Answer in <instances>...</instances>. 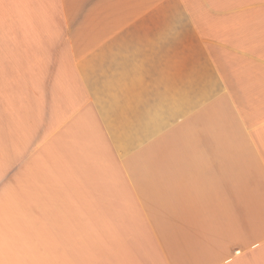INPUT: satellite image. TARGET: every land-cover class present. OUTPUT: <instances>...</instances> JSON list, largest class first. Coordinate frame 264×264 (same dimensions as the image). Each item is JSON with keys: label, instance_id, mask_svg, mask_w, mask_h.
Instances as JSON below:
<instances>
[{"label": "crops", "instance_id": "1", "mask_svg": "<svg viewBox=\"0 0 264 264\" xmlns=\"http://www.w3.org/2000/svg\"><path fill=\"white\" fill-rule=\"evenodd\" d=\"M42 255L264 264V0H0V264Z\"/></svg>", "mask_w": 264, "mask_h": 264}, {"label": "rangeland", "instance_id": "2", "mask_svg": "<svg viewBox=\"0 0 264 264\" xmlns=\"http://www.w3.org/2000/svg\"><path fill=\"white\" fill-rule=\"evenodd\" d=\"M27 38L29 39V40H33V35H31V34H27ZM40 38V37H39ZM50 245H52V244H50ZM75 249V248H74ZM55 254H57V252H56V249H55V251H54V253H53V256L55 255ZM44 255V254H43ZM43 255L41 256V258H40V264H49L50 263V261H49V258H46V257H43ZM103 255V254H102ZM62 258L63 257H54V263H57L59 260H62ZM94 260H96V259H94ZM97 261H94V262H91L92 264H97L96 263Z\"/></svg>", "mask_w": 264, "mask_h": 264}]
</instances>
